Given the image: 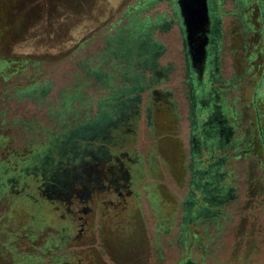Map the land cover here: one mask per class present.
<instances>
[{
  "label": "trees",
  "instance_id": "16d2710c",
  "mask_svg": "<svg viewBox=\"0 0 264 264\" xmlns=\"http://www.w3.org/2000/svg\"><path fill=\"white\" fill-rule=\"evenodd\" d=\"M71 1L0 0L1 5H8L4 9L0 7V206L21 200L33 205L39 203L63 224L54 234L47 233V228L45 240L39 243L36 235L24 234L27 239L24 235L19 237L18 248L35 260V264H69L65 262H70L69 255L63 252L69 237L60 244L66 238L62 233L65 226L69 228V219L74 221L69 234L73 240L71 247L84 245L78 240L84 238L85 233L74 239L78 225L86 224V219L90 218L84 231L89 228L93 235L85 249L97 251L96 246L101 243L94 235V218L103 214L105 220L115 225V218L125 211L124 201L131 197V202L138 205L144 217L146 231L150 235L153 232L161 234L154 223L149 224L150 210L145 202L146 192L142 191L147 182L149 162L153 160V154L143 149L149 141L146 109L138 98L140 90L131 95L129 85L137 81L136 72L144 74L152 68L147 64L138 65V57L145 55L141 49L137 51V47L144 44L140 39L144 31L149 28L161 31L174 22L171 17L169 22L163 18V22H141L140 26L134 18L135 13L155 0H137L126 7L116 22L103 24L101 18L100 27L90 30L88 26L77 40L69 34L66 41L69 49L61 55L57 53L53 58L42 59L33 53L13 50L32 33L37 26L32 28L35 20L44 19L46 26L66 22L65 18L81 22L73 11L63 9ZM233 1L245 8L243 15L249 16L248 28L254 31L250 19L254 10L257 13L255 22L259 24L261 42L256 56H263V64L256 67V73L260 68L261 71L249 102L254 111L257 136L255 144L245 146L243 138L237 135L232 116L226 113L228 87L232 81L219 80L217 85H212L207 80L194 84L192 88L199 92L200 98L199 105L196 102L193 108L196 118L188 132L193 144L187 156V185H178L173 192L171 189L173 195L170 196H187L193 204L189 210L202 209L208 216H192L191 224L183 225L176 209L172 219L175 226L173 223L169 226V231L174 229L176 233L173 238H168L170 232L162 234L167 255L172 258L167 259L165 255L169 263L176 259L175 264H231L235 259L240 260L242 248L235 250L237 255L233 249L227 253L228 243L225 247L215 245L214 238L220 240L229 233L235 237L234 223L245 216L255 219L264 204V141L254 106L257 90H264V0ZM11 2L14 4L9 5ZM225 15L239 18L235 9ZM23 16H29L31 21L18 29L16 22ZM126 19L127 24L122 25ZM164 24L168 25L164 28ZM80 26L75 27L82 29L87 25ZM116 27V33L110 35ZM129 37L132 39H127ZM89 38L92 39L90 44ZM148 43L153 49L145 51L146 54L159 55L158 45ZM88 45L90 48L86 49ZM256 56L253 53L249 61ZM150 88L146 83L141 92L147 93ZM192 99L197 100L193 96ZM249 159L254 165L247 173L245 162ZM141 170L144 177L136 174ZM245 180L256 184L259 191L254 194L260 195L258 200L241 201V195H247ZM105 196L115 199L102 208ZM256 224L259 228L255 227L248 235L251 248L245 257L256 245L264 243V225ZM181 243L183 248L179 247ZM156 252L161 253V249Z\"/></svg>",
  "mask_w": 264,
  "mask_h": 264
},
{
  "label": "rangeland",
  "instance_id": "374dc122",
  "mask_svg": "<svg viewBox=\"0 0 264 264\" xmlns=\"http://www.w3.org/2000/svg\"><path fill=\"white\" fill-rule=\"evenodd\" d=\"M136 1L137 0H72L71 2H67L63 9L66 11H69V9L73 11L72 13H75L78 18L82 20L81 22L78 23L69 18H65L66 22L61 21L58 24L55 23L54 25L46 26L44 19L38 21L35 20L32 28L36 25L37 26L34 27L32 33L24 37L22 39L23 42L13 50L17 53H33L38 58L42 59L53 58V56L57 53L61 55L62 51L69 49V44H67L66 41L69 40L70 37L73 40H77V38H80L87 31L88 26L90 30L98 27L101 18L103 20V24L111 21L116 22L119 18H121V13L124 12L126 7L135 4ZM175 1L176 0H155L150 2L147 7L138 10L135 13L134 18L137 23L142 26L141 22L154 23L158 22L161 18L170 20L172 17V21L174 22L172 25L161 31L159 29H153L150 31L149 28L148 32H150L152 41L163 48L162 52H160L157 56L156 62L164 64L165 62L171 61L174 66L178 67L182 65L183 59L180 54L182 48L176 27V19L178 16L176 14V6L172 4ZM233 2V0H218L215 3L213 12L215 17L220 19V22L223 23L225 27L231 18L226 15L224 16V13L231 10L233 11L234 9L236 10V13L239 14V18H236L237 21L244 25V29L246 28V38L249 45L248 51L244 56L243 61L239 62V59L236 60L237 71L230 70L227 65L228 61H225L224 59L222 77L219 78V70H217L216 73H212L211 71L209 81L212 85L213 83L214 85H217L219 80L229 79L232 81L231 86L228 87L229 99L226 103V113L228 116H232L233 125L234 127L236 126L235 130L237 135L243 138L244 145L251 146L252 142L250 139L252 138V141L255 144L257 131L256 123L254 121V111L249 102L251 90L254 88V84L258 79L257 76L261 71L260 68L256 73V67L263 64V56L261 54L256 56V52L260 47L261 37L259 33V24L255 22L257 17L256 11L254 10L252 16L250 17L253 22V31L251 28L247 27L249 16L246 17L243 15L246 13L245 8H242V4L237 5L235 3L233 4ZM13 4L14 2H11L9 5ZM1 6L4 9V7H7L8 5L3 3L2 5L0 4V7ZM28 19L29 16H23L18 19V21L16 20L17 28L20 29L23 26H26L31 21V19ZM127 21V19L124 20L122 25H126ZM79 24H85L87 26L82 29H77L75 26H80ZM117 27L109 34L114 35L117 31ZM144 33L142 36L146 37L147 34ZM69 34H71L70 37ZM88 42L90 44L92 39L89 38ZM142 42L144 44L141 45V49L144 51L141 53H145V55L139 56L138 58L140 59L146 56V52L152 50L149 44H147L146 38L142 39ZM89 48L90 45L86 47V49ZM1 52L2 48L0 47V60H2ZM253 53L256 57L254 60L249 61V58L252 57ZM148 55L150 54H147V56ZM132 57L133 56L130 55V58ZM218 58L219 56L217 59ZM253 75L255 76L254 79L252 77ZM178 79V71L175 69L171 72V74H169L166 82H163L155 88L158 90L170 89L172 87L175 88L178 83ZM144 86L145 85L139 87L138 85L136 87L134 83H131V85H129L131 95L138 91V87L140 90V88H143ZM256 93L258 97L254 105L256 108L255 115L259 118L260 130L262 132L260 135L263 136L262 138L264 141V90L259 88ZM145 94V92L138 94V98L143 100V104ZM72 106H75V103H72ZM161 121L162 122H160V124L163 126V130L165 127H169L168 122L164 123L163 120ZM175 126L176 138L182 143V145H184L188 125L186 121L182 119L175 123ZM243 129L247 131V135L243 133ZM161 136L162 134L160 137ZM158 138L159 137L156 136L154 140L149 139L147 145L143 147V149L145 148V152L153 154V160L149 162L147 182L142 191L146 192L145 202L146 206H148L147 208L151 211V216L154 218L153 223L156 221L155 224H157L156 226L158 231L163 233L169 230L170 225L174 224L175 226V222L173 223L171 220L174 216V201H176L177 197L170 196V194L171 189L173 192L176 186H182L184 184V181L182 180L184 157H181L182 152L180 153V148L176 146L172 139H164L161 137L159 140ZM256 145H258V143ZM245 164V170L247 173H250L254 165L253 160L249 159L245 162ZM136 174H141L144 177L142 170L140 172H136ZM161 179L163 180V184L161 183ZM244 183L247 195L242 194L241 201H245L244 199L247 196H250L251 200H258L260 195L254 194V192L256 193L259 191V189L255 187L256 184L253 185L247 180H245ZM134 192L135 190L133 189V193ZM131 200L132 197L124 201L126 203L125 211L115 218V225L111 220H105V217L102 216L103 214L99 216L98 219L94 218V235L99 237L100 241L98 243H101L96 246L97 251L85 249L87 248L86 245L89 244L90 238L93 235L90 231L91 229L86 228L84 238L81 237L80 241L78 240L79 243L82 242L84 245L79 247H70V244L73 243V240L69 235L71 234V230L65 226L62 235H66V238L60 241V244H63L64 240L66 242L69 237L67 242L68 246H66V249L63 252H66V254L69 255L70 262L67 260L65 262L69 264H149L148 262L152 260L156 262L157 256L153 255V251L147 250L149 244L146 242L145 223L137 215V211L139 210L138 205L133 201L131 202ZM2 206L3 207L0 206V264H35V260L27 257L26 254H23L18 248L17 245L20 243L19 237L24 234H31V237L36 235V242L39 243L45 240V231L47 228V233L54 234L58 227L63 226V224L59 223L55 217L50 215L49 212L44 209L45 207L42 208L39 203L37 205H33L25 200H21L16 201L15 203H4ZM254 217L256 218L253 219L252 217L245 216L243 218V222H241V230L247 235V239H245L247 247L244 250L242 248V251L244 252L243 255L240 256V260L235 259L231 264H264V243L256 245L254 251L245 257L248 249L251 248V239L248 235L255 230V227H257L256 223H261L262 226L264 225V204L261 207V211L258 214L256 213ZM234 226V232L237 233L236 227L238 226V222H235ZM258 228L259 226L257 229ZM171 230L172 231H170V236L168 238H173L172 236L176 233L174 229ZM24 236L27 239V236ZM51 236L53 238L55 237L54 235ZM213 242H215V245L222 244L224 247L228 243V245H226L227 250L225 248V251L230 253L231 249H233L232 251L234 252V255H237L235 253L236 249H234L235 240L232 233L223 235L220 240H217L215 237ZM151 246L154 245L151 244ZM72 248L77 249L74 252H71L70 249L73 251ZM239 250L241 249H238L237 251ZM162 253L165 259L167 250L164 249ZM170 255L173 256V253L171 252ZM63 258L64 257H62V259ZM168 258L172 260V258L167 255V259ZM170 264L175 263L173 261L170 262Z\"/></svg>",
  "mask_w": 264,
  "mask_h": 264
},
{
  "label": "flooded vegetation",
  "instance_id": "af4514ba",
  "mask_svg": "<svg viewBox=\"0 0 264 264\" xmlns=\"http://www.w3.org/2000/svg\"><path fill=\"white\" fill-rule=\"evenodd\" d=\"M217 1L218 0H205L206 11H207V24L205 26V30L207 31L204 35H202V39L203 40L205 39L204 58L202 62L198 63L197 61V63L196 62L194 63L192 61L193 59L190 53L191 50L189 49L190 47L186 44L184 40V32H183V29L180 23V19L178 17L176 19L177 20L176 27L178 31L179 40L181 42V48H182L181 53H180L181 58L183 59L182 65L178 67L174 66L173 62L171 61L165 62L164 64L157 63L156 58L158 55H156L155 57L152 54L147 56L148 54L147 53L145 56L146 60L143 58L140 59L139 60L140 63H138V65L147 64L148 66L152 67L150 68L149 72L144 73V74H147L148 76L144 77L143 72H136V75H135V78L137 81H135L134 83L136 87L138 85L140 87L142 85H145L146 83L150 84L151 86L150 90H148L147 93L144 95V106L146 109V117L148 119L149 139L154 140L156 136L159 137L158 138L159 140L161 139V137L164 139H172V141L176 144V146L180 148L181 150L180 153L182 152L181 157L182 158L184 157V165L182 166V180L184 181V184L186 185H187L186 172L188 168L187 156L190 152L191 143L193 142L191 140V137H189L188 132L191 127V122L193 121L194 118H196L195 114L193 115V112L195 109L196 102L199 105V98H200L199 92L194 91L192 87L196 83L201 84L202 82L209 80L208 78L211 75L210 73L211 71L212 73L213 72L216 73L217 70H219V73H218L219 78L222 77V68H224L223 67L224 59L225 61H228L227 65L230 70L237 71L236 70L237 69L236 60L239 59V62L244 60L243 58L247 54L248 46H249L247 43L248 41L246 38V32L244 29V25L242 23L237 21V19L231 18V20H229L224 27L223 23L220 22V19L215 17L213 10H214L215 3ZM176 12H177V8H176ZM195 12L199 14L198 10H195ZM176 14L178 16V13ZM159 21L163 22V18L159 19ZM169 21L170 20L168 21L166 20L165 22H169ZM167 25L168 24H166V26ZM163 26L164 28L166 27L165 24ZM196 30L197 32L198 31L201 32V27L198 26ZM148 31L149 29L145 30L144 34H147V36L146 37L142 36V38L140 39L146 38L148 42L154 45L155 43L152 41L150 32ZM127 39H132V37H129ZM140 49H141V45L137 47V51ZM158 49L160 50L159 53L162 52L163 50L161 46H158ZM142 51L144 50L141 49V52ZM218 56L219 58L217 59ZM175 69L178 71V76H179V79L177 81L178 83L176 84L175 88L172 87L170 89H162V90L156 89L155 88L156 86H159L163 82L167 81L169 74H171V72H173ZM143 88H140V91H138V94L141 93V90ZM200 93H202L201 90H200ZM192 96L195 97L197 100L192 99ZM141 100L142 99H140L139 101ZM182 119H184L188 125L187 133L185 135L184 145H182V143L179 142L175 134V131H176L175 123H177L178 121ZM161 120H163L164 123L168 122L169 127L167 128L165 127V129L163 130L162 129L163 126L160 124V122H162ZM133 122H134V119H133ZM158 130L160 131V133ZM243 133L246 134L247 131L243 129ZM260 133H262L261 130H260ZM161 134L162 136L160 137ZM230 134L231 135L233 134V130L231 131ZM250 140L253 143L252 138ZM112 198L113 197H107V196L103 197L101 201L102 208L105 207L106 203L110 205ZM250 198H251L250 196L245 197L244 199L245 201L243 202L245 203V202L250 201L251 200ZM192 205L193 204H191V201L187 196L177 197L176 201H174V212L177 209L178 212L180 213L181 215L180 223L181 224L183 225L186 223L189 224L190 220L193 219V217L196 218L201 214H203L204 216H208L206 215L207 212L203 211L202 209L193 210V211L189 210L188 208L191 209ZM137 215L140 217L141 220H144V217H141V212L139 210L137 211ZM148 217L150 220L149 224H153L154 218L151 216V211ZM185 218H187V221L184 220ZM72 222L74 221L69 219L70 229L72 227ZM86 222L88 226V224L90 223V218L88 219V221L86 219ZM203 222L208 223L207 221H203ZM237 222H238V226L236 227L237 233H235L236 236L234 237V240H235L234 249H239V248L246 249L247 246H246L245 239L247 238H244V237L247 235L241 230V222H243V219ZM86 224L78 225L79 229H77V236L74 240L78 239V237H81L85 233L84 228ZM80 226L82 227L80 228ZM169 232H170L169 230L161 234H159L158 232H153L150 235L146 231V242L149 244L147 250L153 251L152 252L153 255L157 256L158 254L157 261L156 262H154V260L149 261L148 262L149 264H170L169 260H165L162 254V251L166 249V243H165L166 241L163 235H167V233ZM180 238H183L182 235L180 236ZM151 244H153L154 246H151ZM179 247L183 248V244L182 243L179 244ZM159 248L161 249V253L156 252L159 250ZM196 248L197 247H195L194 249L196 250ZM173 261L174 263H176L177 259Z\"/></svg>",
  "mask_w": 264,
  "mask_h": 264
},
{
  "label": "water",
  "instance_id": "95a60500",
  "mask_svg": "<svg viewBox=\"0 0 264 264\" xmlns=\"http://www.w3.org/2000/svg\"><path fill=\"white\" fill-rule=\"evenodd\" d=\"M175 6L177 8L178 17L184 32V40L186 44L190 47L192 61L195 63L202 62L204 58V45L205 39H202V35L206 33L205 26L207 24V11L205 0H198L197 7L194 5V0H176ZM197 10L200 12L201 16V32H192V27L188 23V15L193 13L192 11ZM191 11V12H190Z\"/></svg>",
  "mask_w": 264,
  "mask_h": 264
},
{
  "label": "bare ground",
  "instance_id": "6f19581e",
  "mask_svg": "<svg viewBox=\"0 0 264 264\" xmlns=\"http://www.w3.org/2000/svg\"><path fill=\"white\" fill-rule=\"evenodd\" d=\"M197 2H198V0H194V5H195V7H197ZM195 10H197V8H195ZM195 10L194 11H192L193 13L191 14H189L187 17V19H188V23H190V26H193L192 27V32L191 33H194V32H197V30H196V28L198 27V26H200L201 27V14H200V12H199V14H197L196 12H195ZM191 12V11H190ZM199 32V31H198Z\"/></svg>",
  "mask_w": 264,
  "mask_h": 264
}]
</instances>
